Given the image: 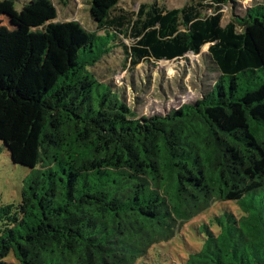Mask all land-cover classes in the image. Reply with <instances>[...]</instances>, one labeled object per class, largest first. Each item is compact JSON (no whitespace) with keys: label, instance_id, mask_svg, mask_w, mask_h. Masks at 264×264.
I'll list each match as a JSON object with an SVG mask.
<instances>
[{"label":"trees","instance_id":"1","mask_svg":"<svg viewBox=\"0 0 264 264\" xmlns=\"http://www.w3.org/2000/svg\"><path fill=\"white\" fill-rule=\"evenodd\" d=\"M220 1L89 0L95 30L69 23L82 40L56 52L51 0H0L21 26L0 28V142L30 170L0 204V264H147L175 239L183 264H264V4L223 24ZM204 45L216 80L163 115L137 116L91 70L117 47L132 69Z\"/></svg>","mask_w":264,"mask_h":264},{"label":"rangeland","instance_id":"2","mask_svg":"<svg viewBox=\"0 0 264 264\" xmlns=\"http://www.w3.org/2000/svg\"><path fill=\"white\" fill-rule=\"evenodd\" d=\"M51 1L55 5L56 15L52 20L48 18L46 24L51 23L55 27H51L49 33H42L43 37H46L45 40L48 41L50 48L56 52L77 47L82 38L77 39L75 33L78 32L69 23L77 21L82 29L95 30V25L89 17L87 5L89 0ZM151 1L154 0H120V6L133 11L137 9L138 3ZM156 1L167 8H173L201 0ZM219 3L222 13L221 21L224 24L234 15H242L248 6L264 4V0H221ZM14 4L18 12L23 5V0H14ZM211 12L212 9H206L207 14ZM0 28L14 31L21 29V26L3 16L0 19ZM31 31L34 32V30ZM124 43L129 44L130 40H124ZM206 47L207 45L202 47L199 55L187 53L177 61L140 63L132 69L125 68L124 55L117 47L91 70L97 79L111 80L137 116L163 115L181 104L194 102L211 88L218 72L205 55ZM3 57L4 52L0 51V63ZM29 171L27 167L12 163L7 150L0 142V204L19 200L23 179ZM227 206L235 213L238 211L234 204L229 203ZM220 207L222 206L217 205L214 210ZM212 212L210 211L209 215ZM205 217L207 216L204 215L201 218ZM177 240L155 243L142 260L147 264H153L155 261H160L162 264H183L185 256ZM193 246L194 244L189 245L187 249L190 251V247ZM14 264L17 263L14 262Z\"/></svg>","mask_w":264,"mask_h":264}]
</instances>
